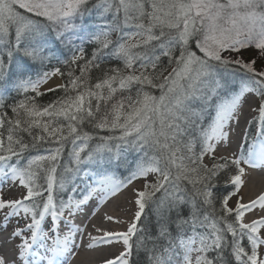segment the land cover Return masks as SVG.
Returning a JSON list of instances; mask_svg holds the SVG:
<instances>
[{"label":"snow or ice","instance_id":"snow-or-ice-1","mask_svg":"<svg viewBox=\"0 0 264 264\" xmlns=\"http://www.w3.org/2000/svg\"><path fill=\"white\" fill-rule=\"evenodd\" d=\"M255 171L264 0H0V264H264Z\"/></svg>","mask_w":264,"mask_h":264},{"label":"bare ground","instance_id":"bare-ground-1","mask_svg":"<svg viewBox=\"0 0 264 264\" xmlns=\"http://www.w3.org/2000/svg\"><path fill=\"white\" fill-rule=\"evenodd\" d=\"M243 112L244 117H242L241 127L237 130V134L243 131L245 119H250L253 115V113L250 111V106L248 105L244 106ZM237 134L233 135V142L230 150H235ZM246 179L247 183L245 184L241 193L245 202L255 199L260 194H264V173L255 171L248 175ZM129 192L132 193L131 188L122 191L114 199H111L108 203L102 205L97 211L96 216L92 217V219L89 221L90 225L94 224L100 226L101 228L113 231L125 230L127 224L109 223L104 219V217L106 214H109L124 221L130 220L135 212V206L133 202L134 197L130 199L128 195ZM248 218L251 219L252 217L249 216ZM115 251L116 249L107 248L97 251H88L82 248L79 251V254L73 258L72 264H102L103 258Z\"/></svg>","mask_w":264,"mask_h":264},{"label":"rangeland","instance_id":"rangeland-1","mask_svg":"<svg viewBox=\"0 0 264 264\" xmlns=\"http://www.w3.org/2000/svg\"><path fill=\"white\" fill-rule=\"evenodd\" d=\"M247 53L245 54V57L247 58ZM255 103V98L254 97H251V98H249L248 99V101L246 102V106L248 105V106H250L251 104H254ZM134 187H139V184H134L133 185ZM128 195H129V197H130V199H132L133 198V193H128ZM134 206H135V204H134ZM135 211H136V206H135Z\"/></svg>","mask_w":264,"mask_h":264},{"label":"trees","instance_id":"trees-1","mask_svg":"<svg viewBox=\"0 0 264 264\" xmlns=\"http://www.w3.org/2000/svg\"><path fill=\"white\" fill-rule=\"evenodd\" d=\"M49 95H51V94H49ZM45 99H47V98H45ZM253 132H255V129H253Z\"/></svg>","mask_w":264,"mask_h":264}]
</instances>
